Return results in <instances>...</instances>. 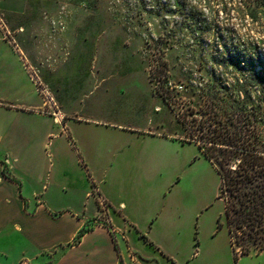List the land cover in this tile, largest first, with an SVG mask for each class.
<instances>
[{
    "label": "rangeland",
    "instance_id": "1",
    "mask_svg": "<svg viewBox=\"0 0 264 264\" xmlns=\"http://www.w3.org/2000/svg\"><path fill=\"white\" fill-rule=\"evenodd\" d=\"M0 14L25 59V71L29 67L43 80L62 116L58 122L46 112L36 88L42 113L55 121L47 153L55 156L51 161L56 166L49 170L56 175L62 169L55 184L68 190L63 198L77 192L78 201L88 203V216L95 218L102 214V189L122 193L124 178L150 180L156 183L153 195L169 196L165 217L170 223L190 226L185 233L165 232L169 246L191 259L188 264L197 262L190 257L193 248L204 250L212 264L264 262L252 255L235 259L220 198L221 178L196 143L179 138L186 136V129L177 115L204 105L218 90L221 95L225 88L262 87L261 80L252 78L264 72V4L0 0ZM7 107L14 108V102L0 98V123L14 119ZM78 140L94 146V163L78 164ZM107 204L112 218L116 208ZM118 237L120 243L126 239L120 232ZM129 237L143 249L136 234Z\"/></svg>",
    "mask_w": 264,
    "mask_h": 264
},
{
    "label": "crops",
    "instance_id": "2",
    "mask_svg": "<svg viewBox=\"0 0 264 264\" xmlns=\"http://www.w3.org/2000/svg\"><path fill=\"white\" fill-rule=\"evenodd\" d=\"M25 65L20 49L0 31V98L14 102V108L5 109L14 119L0 123V264L23 261L29 264L191 262L169 246L165 234L170 231L185 233L190 226L186 224L184 229L181 224L172 225L165 217L169 196L157 198L153 195L151 189L156 186L155 182L124 178L122 193L102 189L105 200L116 208L112 213L113 224L122 237H126L121 243L120 237L116 240L106 226L88 216V203L85 199L78 201L77 192L63 198V192L68 190L55 184L62 169H56V175L49 170L56 166L55 161H51L55 156L52 151L47 153V146H52L50 136L55 121L43 114L36 102V87ZM157 136L163 140L170 138ZM77 144L78 164L81 160L94 163V146L79 140ZM104 153L106 150L102 155ZM128 161L125 158V164ZM86 195L89 196L88 191L83 196ZM197 214L199 212L193 214L192 221ZM83 228L82 238L75 242ZM130 233L143 241V249L131 244ZM251 255L264 258V251ZM190 257L197 258L195 264L213 263L212 259L205 258L201 248H193Z\"/></svg>",
    "mask_w": 264,
    "mask_h": 264
},
{
    "label": "trees",
    "instance_id": "3",
    "mask_svg": "<svg viewBox=\"0 0 264 264\" xmlns=\"http://www.w3.org/2000/svg\"><path fill=\"white\" fill-rule=\"evenodd\" d=\"M252 79L261 80L262 87L256 91L224 87L221 95L219 90L210 93L204 105L177 114L186 129V136L179 138L196 143L221 178L220 198L236 260L264 251V72ZM162 95L171 103L169 93ZM218 228H223L220 219Z\"/></svg>",
    "mask_w": 264,
    "mask_h": 264
},
{
    "label": "built area",
    "instance_id": "4",
    "mask_svg": "<svg viewBox=\"0 0 264 264\" xmlns=\"http://www.w3.org/2000/svg\"><path fill=\"white\" fill-rule=\"evenodd\" d=\"M0 28L4 31L3 32L4 37L12 41L11 37L9 36L10 34L12 35V31L7 29V24L4 22L1 14H0ZM26 71L29 77L31 78L32 82L36 85L37 91H39V93L43 96L42 99L46 107V112L48 114H52L54 116V119L59 122L62 116L60 115V111H58V106L54 101V96L51 90L43 84L42 82L43 80L39 76H37L36 73L30 72L29 67L28 68L26 67ZM51 109L53 111H51ZM98 203L100 209L102 210V214L97 215L94 218V220L96 221L97 224L99 223L106 226V228H108V230L113 234L114 238L118 240L119 229H117V227L113 224V220L108 213L109 205L107 204V201L104 199V197L99 196ZM20 264H29V263L23 261Z\"/></svg>",
    "mask_w": 264,
    "mask_h": 264
}]
</instances>
